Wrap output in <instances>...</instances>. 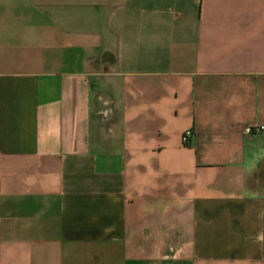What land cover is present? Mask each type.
<instances>
[{"label":"crops","instance_id":"obj_1","mask_svg":"<svg viewBox=\"0 0 264 264\" xmlns=\"http://www.w3.org/2000/svg\"><path fill=\"white\" fill-rule=\"evenodd\" d=\"M0 264H264V0H0Z\"/></svg>","mask_w":264,"mask_h":264},{"label":"built area","instance_id":"obj_2","mask_svg":"<svg viewBox=\"0 0 264 264\" xmlns=\"http://www.w3.org/2000/svg\"><path fill=\"white\" fill-rule=\"evenodd\" d=\"M262 128H257V130H261ZM250 130V129H249ZM193 134V131L192 129H187L185 130V132L183 133L182 135V140H183V143H188L189 142V139L190 137L192 136Z\"/></svg>","mask_w":264,"mask_h":264}]
</instances>
